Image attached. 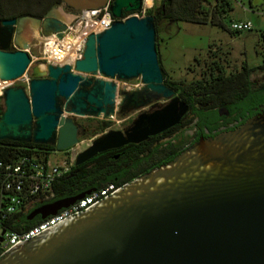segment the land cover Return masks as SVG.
Here are the masks:
<instances>
[{
	"label": "water",
	"instance_id": "95a60500",
	"mask_svg": "<svg viewBox=\"0 0 264 264\" xmlns=\"http://www.w3.org/2000/svg\"><path fill=\"white\" fill-rule=\"evenodd\" d=\"M105 3L61 0L72 13L58 4L43 17L0 20V80L16 79L27 70L32 31L61 38L74 12ZM139 7L140 0H110L114 20L86 36L73 69L68 63L47 64L45 70L35 64L26 88L5 87L0 94V140L47 144L56 150L72 147L77 126L71 116L113 114V79L139 78L145 94L169 101L139 114L123 132L108 130L93 138L75 155V165L177 123L187 105L162 83L153 16L122 18ZM128 93L121 90L118 103ZM90 191L43 204L33 213L44 219ZM0 264H264V113L199 139L85 210L17 242L0 255Z\"/></svg>",
	"mask_w": 264,
	"mask_h": 264
},
{
	"label": "trees",
	"instance_id": "16d2710c",
	"mask_svg": "<svg viewBox=\"0 0 264 264\" xmlns=\"http://www.w3.org/2000/svg\"><path fill=\"white\" fill-rule=\"evenodd\" d=\"M18 2L19 0H0V20L22 15L39 16L50 7L60 4L61 0H26V3L20 7ZM157 2L146 12V15L153 16L155 50L163 81L178 90L179 97L200 117L201 126L207 130L214 128L218 123L219 108H224L228 112L224 123L235 120L239 123L244 122L249 115H254L255 107L262 106L264 111V53L261 62L256 66L247 67L242 62L239 70L227 73L217 61H211L195 80L184 84L165 81L166 75L160 63L158 50L157 23L162 19L181 20L198 24L210 23L228 30L223 23V18L231 9L229 0H158ZM229 31L233 32V30ZM259 37L264 40V29L259 33ZM254 70H258L261 74L257 82L250 78ZM196 96L200 99H195ZM211 121L215 123L213 126L208 125ZM0 142L20 146L25 151L30 148L54 150V147L47 144L5 139ZM117 167L110 165L103 156H97L82 164H72L53 185V197L76 195L86 190L100 188L108 183L113 184L114 187H120L135 178L124 172H117ZM25 218L26 214L16 217L14 227L26 229L40 220L38 217L28 222Z\"/></svg>",
	"mask_w": 264,
	"mask_h": 264
},
{
	"label": "rangeland",
	"instance_id": "374dc122",
	"mask_svg": "<svg viewBox=\"0 0 264 264\" xmlns=\"http://www.w3.org/2000/svg\"><path fill=\"white\" fill-rule=\"evenodd\" d=\"M231 9L223 18L222 29L210 23L198 24L188 21H170L162 19L157 23L158 50L160 63L166 78L174 83L184 84L199 78L211 61H217L225 72L239 70L242 62L247 67L256 66L261 62L264 53V40L259 33L264 29V0H241L237 3L229 0ZM26 0H19L18 5L23 6ZM158 2L156 1L154 5ZM66 13L72 11L59 4ZM76 12L73 13V18ZM233 21H248L250 29L233 31L229 28ZM232 31V30H231ZM10 48H16L13 43ZM30 62L26 71L29 77L30 68L38 64L45 70L47 64L61 65L67 63L62 58L47 57L43 52V44L38 40V33L32 31L29 46L26 50ZM48 59V60H47ZM260 72L254 70L250 78H258ZM102 78L101 75H96ZM106 79V78H105ZM116 86L115 105L121 98V90H130L142 86L139 78L129 80L113 79ZM12 85H23L22 79H15ZM132 115V114H131ZM67 116V115H66ZM78 126L77 143L65 153L54 149L56 155H50L49 160L57 162L74 160L75 155L86 148L93 138L107 131L122 127L129 119L126 114L108 118V124H103L105 119L98 117L71 116ZM51 152V151H49ZM54 152V153H55ZM73 163V162H72Z\"/></svg>",
	"mask_w": 264,
	"mask_h": 264
},
{
	"label": "built area",
	"instance_id": "2783aa9c",
	"mask_svg": "<svg viewBox=\"0 0 264 264\" xmlns=\"http://www.w3.org/2000/svg\"><path fill=\"white\" fill-rule=\"evenodd\" d=\"M156 1L140 0L139 9L122 13V18L130 15L144 16ZM109 2L106 0L103 6L96 9L77 11L72 22L66 25L61 38L55 34L38 33V40L43 44V52L47 57L62 58L73 69L74 61L81 57L86 36L108 28L114 20L108 9ZM229 28L233 31L248 30L250 23L233 21ZM26 71L18 77L23 80L25 88L29 80ZM13 80H0V94L5 87L12 85ZM70 148L58 151L65 153ZM54 152L36 148L25 151L20 146L0 142V255L17 242L30 238L71 214L85 210L119 188L111 183L105 184L26 229L15 228L16 217L27 214L34 205L53 197V185L72 165L73 159L68 163L64 160L57 162L55 158L49 160L50 155H56Z\"/></svg>",
	"mask_w": 264,
	"mask_h": 264
},
{
	"label": "flooded vegetation",
	"instance_id": "af4514ba",
	"mask_svg": "<svg viewBox=\"0 0 264 264\" xmlns=\"http://www.w3.org/2000/svg\"><path fill=\"white\" fill-rule=\"evenodd\" d=\"M44 13L42 15H39V17H43ZM260 77L261 74H259L258 78H251V80L257 82ZM163 80L164 79L162 75V83L173 90L172 96H177L180 100H182L178 95V90H175L174 88L169 86L168 83H164ZM165 81L167 82L170 80L165 78ZM124 91L130 93H128L120 103L117 102L116 105L114 103L113 114L108 117H103L105 119V121H103V124H108V122L110 121L108 118H112L113 115L120 116L122 114H126L129 120L120 128L108 130H120L123 132L128 126H130V124L139 114L150 113L154 110H157L169 101L168 98L152 99L150 95L145 94V92L143 91V85ZM128 97H131L132 99L128 100ZM195 99L199 100L200 97L196 96ZM186 105L187 110L179 118L177 123L156 134L149 135L145 139L138 142H128L115 148L106 149L95 154L84 162L90 161L92 160V158H97V156H103L104 158H106V161H108L110 165L118 166L116 170L117 172H124L126 175H133L137 177L148 172L152 168L170 161L186 148L191 146L193 143L197 142L199 139L212 138L220 132L232 130L241 124L237 120L229 123H224L223 121L228 117V112L224 108H219L217 120L218 123L215 124L212 121L208 123L209 126H213L214 124L216 126L211 130L204 129L201 126L202 122L200 117L189 108L187 103ZM253 112L254 115L258 113H264L263 107H255L253 108ZM250 116L253 115H249L248 117ZM79 129L80 128H78L77 126V135ZM72 164L74 165V163ZM59 198L52 197L48 201L34 205L28 210L26 214V216L29 214L30 218H25V220L28 222L36 220L39 216L38 214L33 212L37 208H39L43 204L50 203Z\"/></svg>",
	"mask_w": 264,
	"mask_h": 264
},
{
	"label": "bare ground",
	"instance_id": "6f19581e",
	"mask_svg": "<svg viewBox=\"0 0 264 264\" xmlns=\"http://www.w3.org/2000/svg\"><path fill=\"white\" fill-rule=\"evenodd\" d=\"M54 50H55V53H57L56 48H54ZM57 59H58V58H57Z\"/></svg>",
	"mask_w": 264,
	"mask_h": 264
},
{
	"label": "crops",
	"instance_id": "0c3cea01",
	"mask_svg": "<svg viewBox=\"0 0 264 264\" xmlns=\"http://www.w3.org/2000/svg\"><path fill=\"white\" fill-rule=\"evenodd\" d=\"M107 79V78H106Z\"/></svg>",
	"mask_w": 264,
	"mask_h": 264
}]
</instances>
